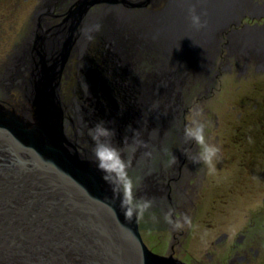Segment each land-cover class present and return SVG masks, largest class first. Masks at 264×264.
<instances>
[{"label": "water", "instance_id": "obj_1", "mask_svg": "<svg viewBox=\"0 0 264 264\" xmlns=\"http://www.w3.org/2000/svg\"><path fill=\"white\" fill-rule=\"evenodd\" d=\"M91 3L72 8L52 36L38 25L29 57L21 58L28 74L18 69L21 84L4 86L20 91L21 104H0V264H186L149 249L139 219L126 220L102 179L90 137L84 136L91 147L81 151L65 134L61 72ZM106 99L91 103L94 125L104 121ZM86 107L77 113L87 116ZM119 139L112 138L114 146ZM150 152L125 157L128 172L159 156Z\"/></svg>", "mask_w": 264, "mask_h": 264}, {"label": "rangeland", "instance_id": "obj_2", "mask_svg": "<svg viewBox=\"0 0 264 264\" xmlns=\"http://www.w3.org/2000/svg\"><path fill=\"white\" fill-rule=\"evenodd\" d=\"M245 3L247 4V6H249L250 0H247ZM41 4L42 0H0V104L5 107L13 108L14 104H21L20 91L18 90L17 94L16 90L12 89V92L8 93L5 88L6 86H11L12 84H16L17 86L20 85L21 81L18 79V75L17 78L15 77V72L24 69V64L22 63L21 58L24 59L25 57H27V52L33 44V37L37 33L38 25H41V28L43 30L47 26L42 20V16H44L43 14L46 13L48 9H44L43 7H41ZM159 6L162 7L163 4ZM108 7L109 6L107 5H103L100 9L96 11L94 10L90 12V14H87L83 23L81 24L82 26L80 25L79 27L81 28L80 35L76 42L77 45L74 44L71 49V54L75 52L80 58L79 66L77 65V69H79L80 72V76L78 77V89L80 90L79 92L81 94H79L78 89H76L77 92L74 96L77 97V99L69 104L71 106L70 108H67V111L69 112L68 116L72 117L73 120L81 119L82 124H84L85 126L89 124L87 120L91 121L92 124H94V120H91L94 114H90L91 110H93L91 103L94 105V103L98 102V100H101L102 97H108V99H106V102L109 104V106L106 107L107 111L104 112V118H106L105 120L107 121L109 115H114V113L119 114L120 111L115 108V106H117V102H120V110L126 108H121L122 94H124V91H122L123 88L125 91L131 90L132 87L128 85H131V83L133 84V82L136 81L140 82L142 80H145L146 77L157 78L155 76H159V79L161 77L167 78L171 76L173 72L177 73V68L179 67L181 72V75L179 77L180 82L178 83V86L176 88V102L173 104V106L171 108H168L164 101L151 99L153 113L152 116H150L151 118L149 117L150 119L148 118L149 120L146 121L147 123L145 124V126H143L145 127V131L138 130L137 128L128 129L126 126L121 132L123 137H125L124 143L123 145L118 146L122 153H124L126 157L129 158L131 157L129 153L132 151L133 153L137 151L138 155L143 156V154L145 153L148 154L149 150H151L150 153L155 150L154 154H159L155 162H165L169 158L168 153H166L168 145H170L169 147L171 148V153L172 150L176 152L179 149L177 147L182 143H185L181 133V127L183 123L182 116L184 113L183 109L186 101L185 98L189 95L190 104L191 107H193V92L197 87V84L195 83L200 81L203 78V74L208 73L212 68L213 61L216 58V51L220 46L219 43L221 41L222 32H217L218 34L212 39V45L208 47V51L206 52V55L209 56L207 57V63L200 66H195V64H193L195 63V55H192V57L184 56V58H182L181 60L178 59V61H174V57H169L163 53L164 47H162L160 44L156 45L155 43H149V38L147 41V37L144 35V28H141L139 25L135 27L137 21H135L136 16L134 15V18L130 19L127 22L129 23V27L127 26V31L133 32V35L129 37L127 36V38L122 36L123 39L120 42V44L122 45L121 47H127L128 50H130V52L128 51V53L131 56L130 59L132 60V68L127 70L126 64H124L123 66L117 60L115 61V64L119 67L121 73L116 74L118 70L116 67H113L111 63L112 58L110 57V48L108 47L109 43H106V39L102 37L104 29H98L97 31H95V33V26L91 28L92 30L89 33L84 29L87 25L95 22L96 16L98 20L100 17L105 19V17H103L104 13L103 15H101V13L104 12V10ZM241 12L243 11H240V13ZM130 23H133V25L130 26ZM225 29H223L222 31H224ZM95 36H97V39H99V41L96 42L97 44L95 43L94 46L90 41ZM246 36L247 35L243 36L244 42ZM254 38V42L260 41L257 35H255ZM232 40L233 39H230L231 45H229L230 43L228 42V48L230 52L233 53ZM80 42L86 43L84 54L82 53L84 52V50H81L78 46ZM138 42L140 43L138 44ZM248 43L251 44L252 41L249 40ZM249 44L244 43V45H240L238 52L234 53H244L246 48L251 47ZM53 46L54 45L52 43L50 47L53 48ZM96 46L98 49H96ZM117 46L119 47L120 45ZM55 47H57V45ZM55 47L52 50H49L51 54L54 53L53 51ZM140 51L144 56L141 55ZM114 52L116 51H113L112 55H115ZM96 54L100 55L102 57V60L104 59V65L100 71H98L94 64L95 56H97ZM119 58L121 57L119 56ZM68 59L66 62L69 63V68H71V64L70 62H68ZM141 65L143 66V68ZM138 66L140 69L138 68ZM192 70L194 71L192 72ZM86 72H89L88 76H86ZM140 73L142 74L139 75ZM117 75H119V78L121 77V80L125 81L124 84L117 78ZM12 77H14V79ZM169 79L170 78L165 79V83H167ZM215 83L216 82L209 85V87H211V89L209 88L210 91L215 88ZM223 84L224 83H222V86L215 90V93L210 97V99H208L205 105H202L201 107V109L204 110L203 116L206 119L205 128L207 131L208 129H215L216 122H219L218 125L222 126L229 119L234 120V117H228L226 104L228 105L231 100L227 96L228 93L225 89V87L227 86H223ZM122 85H124V87H122ZM84 104L87 106L85 108V113L87 114V116L85 114L83 115L77 113V111L81 110ZM126 105L127 103L125 104V106ZM72 106L73 109L71 108ZM108 110H113V113H109ZM193 113L194 109L189 116V120H192L194 118L195 114ZM112 117L113 116H111V118ZM99 118H97L98 121H101ZM140 119L141 117H139L138 120L140 121ZM108 122L109 123L107 124L109 125V128L113 129L114 131L118 130L119 126L114 118H112V121L110 120ZM138 123L140 127L141 122ZM218 125L217 127H219ZM85 128H87V126ZM89 128L91 127H88V130ZM65 133L66 136H68L70 139L76 140L77 144H79L81 148V151L85 147H91V145H89L90 142L86 143L87 140L84 139V134L76 133V128L74 129L72 126L67 125ZM136 135L140 136L138 141L135 138L137 137ZM142 144L144 145L143 149H141L140 147L142 146ZM176 164L174 165V169L176 168ZM232 167H235V162ZM258 176L259 175L256 176V182H260ZM133 179H135V184L138 176L134 177ZM238 179L239 177L237 175L234 176L233 174H229V176L225 173H222L219 176L215 175V177H213V179H211L210 181L209 189L205 190L207 194L204 189L202 190L200 188L197 193V197L193 196L188 200V211L186 212L187 216L191 218L192 226H185L183 229H180L182 231L180 239L181 244L179 247H177V245H174V248L177 247L178 255L181 256L182 259L190 263L191 261L201 262V259L203 261L206 260L207 258L205 256V253L207 250H211V243L216 235H219L222 231H229L237 227H242V224L246 221V217L249 218L250 215H252V211L256 206L254 205L256 201L254 202L253 199H250L249 196L246 195L248 192H245L246 190H242L240 188V182H238ZM262 191L264 192V190ZM262 191L258 190V192ZM135 193L136 191L134 192V194ZM136 196L138 197L137 193ZM262 196H264V193H262V195L258 194V197L262 198ZM151 198L152 197L150 196V199ZM153 198H155L154 195ZM153 217L154 216L148 213V215L144 214L143 218H139V228L141 229V236L150 250L154 251L157 254L159 253L164 255L169 251V246L172 241L171 230L168 229L167 232L163 231L160 226H157L158 221L155 222V218ZM203 263L206 264V261H204Z\"/></svg>", "mask_w": 264, "mask_h": 264}, {"label": "flooded vegetation", "instance_id": "obj_3", "mask_svg": "<svg viewBox=\"0 0 264 264\" xmlns=\"http://www.w3.org/2000/svg\"><path fill=\"white\" fill-rule=\"evenodd\" d=\"M81 1L42 0L41 7L48 9L42 16V20L47 25L43 31H47V35L52 36L54 31L62 25L69 11ZM103 5L126 7L133 13L139 14L142 11L156 12L161 8L159 5L162 4H160V0H115L114 2L93 0V3L83 14L79 26L87 14L100 9ZM132 25L133 23H130V26ZM127 26L129 27V23ZM78 34L80 33L74 37L75 44ZM244 35L247 36L245 42L244 39L241 42L242 45L249 44L248 41L251 40L252 43L249 44L251 47L246 48L244 53L230 52L228 42L230 43L231 37L241 38ZM255 35L261 36V40L264 38V0H250L249 8L243 10L234 23L222 31L220 46L216 51L212 68L208 73L203 74L200 81L195 83L197 87L196 92H193L194 99L192 101L194 106L191 107L188 94L185 98L181 127L183 140L184 128L191 122L189 116L192 110L194 109L193 114L199 110L200 115L194 116V118L205 125L206 119L203 116L202 105H205L215 90L222 86V83H224L223 86H227L225 89L231 101L228 105L226 104V108L228 117H234V120L229 119L222 126L216 122V127L212 130L208 129L207 131L205 128L206 141L220 148L218 157L214 161L215 172L209 173L208 167L203 163H192V157L196 156L199 148L194 142H185V140L183 145L177 147L179 149L175 150L176 152L172 150L170 153L171 148L168 145L166 153L169 158L165 162H155L157 159V155H155L146 169L143 167L140 171L128 172L132 179L138 176L134 184L137 186L134 188V192L136 191L138 197L148 199L150 196L152 197L153 206L145 212V215L149 213L154 216L155 222L158 221L157 226H160L163 231L171 230L172 241L169 251L164 255L181 259L186 264H204V261L206 264H264V196L258 197V194L264 193L262 191L264 190V40L254 42ZM60 40L62 41V39ZM98 41L99 39L95 36L90 42L94 45ZM96 49H98L97 46ZM103 60L100 55L95 56L94 64L98 71L104 65ZM68 62H70L71 68L67 63L62 70L59 87L62 105L65 108H68L69 104L77 99L74 95H76V89L79 88L78 77L80 76L79 69H77L80 62L77 53L70 54ZM88 73L86 72V76ZM214 82H216L215 88L210 91L209 85ZM79 91L78 89V93L81 94ZM66 115L68 116V113ZM132 153L133 151L129 154L132 156ZM234 162L235 167H232ZM175 164L176 168L174 169ZM222 173L228 176L229 174L237 175L240 188L248 192L246 195L254 202L256 201L254 204L256 206L252 215L249 218L246 217L242 227L222 231L214 237L211 250H207L205 253L206 260L187 262L178 255L177 249L181 244L182 231L174 229L167 223L164 215L171 211L173 220L181 218L184 214L187 215L188 200L193 196L197 197L200 188L204 191L209 189L211 179ZM257 175H259L260 182L255 181ZM258 190L262 192H258ZM174 245L177 247L174 248Z\"/></svg>", "mask_w": 264, "mask_h": 264}, {"label": "bare ground", "instance_id": "obj_4", "mask_svg": "<svg viewBox=\"0 0 264 264\" xmlns=\"http://www.w3.org/2000/svg\"><path fill=\"white\" fill-rule=\"evenodd\" d=\"M246 1L247 0H160V4L162 3L163 6L162 7L160 6L161 8H159L156 12L142 11L139 14L133 13L126 7L118 8L117 6L115 7L109 6L108 8L104 10V12L101 13V15H103L104 13L103 17H105V19L100 17L98 20L96 16L95 22L87 25L84 29L88 33L92 30L91 28L93 26H95L94 33L98 29H101V28L104 29V33L102 37L106 39V43L107 42L109 43L108 47L110 49L108 47L107 48L110 50V57L112 58L111 63L113 67H116L118 70V72L114 70L116 74L121 73V70L115 64V61L117 60L123 66L124 64H126L127 70L132 68V60L130 59L131 56L128 53V51L130 52V50H128L127 47H121L122 45L120 44V42L123 39L122 36L127 38V36L129 37L133 35V32L127 31V28H128L127 22L130 19H133L134 15L136 16L135 21H137V24L135 25V27L139 25L141 28H144V35L147 37L146 38L147 41L149 38V43H152V44L155 43L156 45L160 44L162 47H164L163 53L169 57L170 56L174 57L175 58L174 61H178V59L181 60L182 58H184V56L192 57V55H195L196 56L194 57L195 63L193 64H195V66L196 65L200 66L202 64L207 63V57L209 56L206 55V52L208 51V47L212 45V39L218 34L217 32H220V31L222 32L223 29L228 28L230 25L233 24L237 16L240 14V11H243L249 8V6H247V4L245 3ZM192 6H195V10L197 14H200L201 19L205 21V26L203 28L196 29L191 25L188 10ZM79 27H78L77 33H80L81 31V28ZM260 37L261 36H259V39ZM231 39H233L232 40L233 53L238 52L240 45H242L241 42L243 41V37L240 38L238 36H233L231 37ZM263 40L264 38L261 41ZM139 43L140 42H138V44ZM85 45H86L85 42H80V44L78 45L81 50H84V52H82L83 54L85 53V49H84ZM117 45H120V46L118 47ZM55 46L56 45H54L53 48ZM53 48L49 47V50H52ZM29 51L27 53H29ZM113 51H116L114 52L115 55H112ZM119 56L121 58H119ZM27 57H29V54H27ZM66 61L64 63V66L67 63ZM64 66H63V70H64ZM24 69H25L24 74L27 75L28 71H26L25 67ZM177 69L179 70V72L177 70V73L173 72L171 76L167 77V78H170L167 83H165V79L167 78L161 77L159 79L158 78L159 76H155L157 78L146 77L145 80H142L140 82L136 81V82H133V84L131 83V85H128L132 87L131 90H127L128 92L125 91L124 88L122 89V91H124L123 92L124 94H122L121 108L126 107L125 109H128V110H125V109L120 110L119 108L120 102H117V106H115V108L120 112L119 114L116 112L117 114L114 113V115H111V116H113L112 118L116 120V123L118 124L119 127L117 126L118 130L115 131V135L112 138H114L115 140H120L119 138L122 135L121 132L126 126L128 129L137 128L138 130L145 131V127L143 126H145V124L147 123L146 121L151 118L150 116H152V113H153L152 111V100L153 99L157 101L158 100L164 101L168 108H171L173 106V104L176 102V99H175L176 94H177L176 88L178 86V83L180 82L179 77L181 75L180 68L178 67ZM152 70H155V69H152ZM193 71L194 70H192V72ZM141 74L142 73H140L139 75ZM117 78L120 81H122L123 84L125 83L124 80H121V77L119 78V75H117ZM22 80L23 78L21 79V82ZM168 83H169V86H168ZM122 87H124V85H122ZM126 103L127 105L125 106ZM70 106L71 105H69L68 107L70 108ZM71 108L73 109V106ZM105 111L107 110H104V112ZM67 112L68 111L66 107L65 112H64L65 118L63 120L64 131L66 130L67 125H69V126H72L74 129L76 128V133L84 134V136H87L89 138V135H87L88 127H92V125L94 124H92L91 121L87 120L89 122L88 125L90 126L86 125L87 128H85L86 126L82 124L81 119L73 120L72 117H69L66 115ZM108 112L112 114L113 110H108ZM111 116L109 115L106 121L105 120L106 118H104V114H103L102 118H104V122L107 125V127H109V125L107 124L109 123L108 121L110 120L112 121ZM139 117H141L140 121L138 120ZM138 122H141L140 127H139ZM132 126H135V127H132ZM122 138L123 140L119 141L118 143H115L116 147L123 145L125 137H123L122 135ZM135 138L138 141L140 136H137ZM73 141L76 143L78 147L79 144H77L76 140H73ZM86 148L87 147H85L84 149ZM79 149L81 150L80 146H79ZM122 154H123V158L125 159L126 155L124 153Z\"/></svg>", "mask_w": 264, "mask_h": 264}, {"label": "clouds", "instance_id": "obj_5", "mask_svg": "<svg viewBox=\"0 0 264 264\" xmlns=\"http://www.w3.org/2000/svg\"><path fill=\"white\" fill-rule=\"evenodd\" d=\"M188 11L191 25L196 29L203 28L205 21L201 19L200 14H197L195 6L190 7ZM199 115L200 112L197 110L195 116ZM88 135L92 141L91 151L96 167L102 173V179L110 186L114 199L120 200V207L126 220L131 222L133 218H143L145 212L152 208L153 200L137 197L134 194V188L137 186L128 174V164L123 158L122 151L112 143L115 131L101 120L89 128ZM184 140L194 142L199 148L196 156L192 157V163H203L208 167L209 173H214V161L218 157L220 148L206 141L204 123L193 118L184 128ZM164 219L176 230L192 226L189 216L183 215L173 220L171 211L165 213Z\"/></svg>", "mask_w": 264, "mask_h": 264}]
</instances>
